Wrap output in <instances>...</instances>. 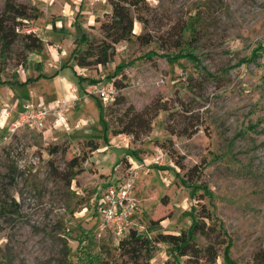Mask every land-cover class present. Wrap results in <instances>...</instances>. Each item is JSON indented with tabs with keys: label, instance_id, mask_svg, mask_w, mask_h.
Wrapping results in <instances>:
<instances>
[{
	"label": "rangeland",
	"instance_id": "1",
	"mask_svg": "<svg viewBox=\"0 0 264 264\" xmlns=\"http://www.w3.org/2000/svg\"><path fill=\"white\" fill-rule=\"evenodd\" d=\"M6 1L0 28L15 41L5 52L0 47V117L9 112L0 124V264H121L119 238L99 230L95 202L101 185L129 171L136 173L138 209L130 218L138 233L187 231L204 205L206 225L220 222L226 232L213 264H264V0H144L145 25L133 23L143 37L115 43L106 64L87 67H78L71 51L75 43L86 48L83 34L93 47L100 42L111 0H10L26 19H13ZM187 23L183 38L195 28L191 44L180 38ZM31 28L44 47L27 54L21 36ZM54 46L60 61L50 53ZM177 54L184 57L170 59ZM35 60L45 74L22 85L7 81L15 73L22 79L28 68L32 74ZM61 63L78 93L65 124L16 126V100L66 98L56 72ZM113 82L115 95L138 110L154 100L170 109L158 112L139 141L113 134L111 120L101 118L111 103L93 89ZM91 139L98 147L90 152ZM194 241L206 244L200 235ZM145 264L190 262L159 243Z\"/></svg>",
	"mask_w": 264,
	"mask_h": 264
},
{
	"label": "trees",
	"instance_id": "2",
	"mask_svg": "<svg viewBox=\"0 0 264 264\" xmlns=\"http://www.w3.org/2000/svg\"><path fill=\"white\" fill-rule=\"evenodd\" d=\"M140 2L145 4L144 0H111V10L107 12V19L100 24V30L102 32V38L100 42L92 46L90 40L82 35L83 42L86 44V48H82L81 45L75 43L71 54L74 57L75 63L78 67H87L90 65H102L106 64L113 56L114 44L121 41L131 40L135 35L133 32L134 19L139 20L145 25V21L142 18L140 12ZM6 10L15 12L13 19L15 17H20L26 19L28 14L25 11H21L20 8L14 6L12 1L7 0L5 3ZM146 10V6H145ZM189 23L181 25L180 38L188 44L195 41V28H190L188 38H183V31ZM14 28V26H13ZM35 31L27 30L21 36L23 41V49L27 54L32 52H40L44 47V41L34 34ZM138 39H141L143 35H137ZM15 37L8 33L5 26L0 28V47L2 51H7L11 49ZM148 40H145L147 43ZM182 54H177L175 56H170V59L177 60L180 57H184ZM191 58H194L192 55ZM27 56L21 54V59L18 65H24L26 63ZM15 75L8 79L7 81L17 82ZM29 80L18 81V84H24ZM0 82L2 80L0 79ZM115 82H113V85ZM119 87V86H118ZM160 110H170L166 104L159 103L158 101H153L146 105L142 109H136L133 104L127 103L125 97L122 94L115 95L114 100L105 109L101 111V118L105 119L106 123L110 119L112 122L111 132L113 134H127L132 137V141H139L142 136L146 135L151 131V123L153 118L158 114ZM174 112H169V118ZM107 118V119H106ZM171 119V118H170ZM167 130L171 134H175L177 131L175 127L171 126L169 123L166 126ZM177 133H186L183 130ZM89 151H94L98 147V143L94 140H89L86 142ZM171 155V151H170ZM176 164L181 167L180 162L175 160ZM76 162L73 166H77ZM132 218L129 217V225L127 232L118 237V248L123 251L125 255V260L121 264H145L153 257V253L159 243L169 244L175 252L182 256H187L188 262L190 264H213L218 256L219 247L224 243V237L226 232L219 222L215 228L211 229L203 221L204 219L210 220V213L207 208L202 205L195 215L190 228L182 230L177 234L174 233H158L154 237H149L144 234L138 233L137 229L131 224ZM152 224L157 223L156 221H151ZM212 231V232H211ZM195 235H200L206 239V244L203 246L198 245L194 239ZM64 264H72L71 261H66Z\"/></svg>",
	"mask_w": 264,
	"mask_h": 264
},
{
	"label": "built area",
	"instance_id": "3",
	"mask_svg": "<svg viewBox=\"0 0 264 264\" xmlns=\"http://www.w3.org/2000/svg\"><path fill=\"white\" fill-rule=\"evenodd\" d=\"M52 2L55 0H44ZM69 2H88L91 6L108 0H67ZM28 30L36 31V28ZM93 93L104 104L112 103L115 98V86L113 83L99 84L93 89ZM73 98H56L49 103H24L18 113L16 126L22 128L43 129L50 122L53 127L65 124V110L70 106ZM135 171H129L123 175H116L105 185L100 186V192L96 197L95 211L99 216V230H109L115 237L124 235L128 230L129 217L137 211L138 200L135 196Z\"/></svg>",
	"mask_w": 264,
	"mask_h": 264
},
{
	"label": "crops",
	"instance_id": "4",
	"mask_svg": "<svg viewBox=\"0 0 264 264\" xmlns=\"http://www.w3.org/2000/svg\"><path fill=\"white\" fill-rule=\"evenodd\" d=\"M62 6V8L63 7H65V9H68V7L66 6V5H64V3H63V5H61ZM79 12V11H78ZM76 16H78V14L76 15ZM75 16V17H76ZM50 53L52 54V56L55 58V59H59V61H60V57L62 56V53L60 52V48L58 49L56 46H54V47H50ZM35 61H37L38 63H36V66L33 68V73L32 74H30V72H31V69L30 68H28V70H27V72H26V74H24L23 75V77H22V79H21V76L20 75H18V74H16V76H15V79L17 80V82L18 81H25V80H33V79H36V78H38V77H40V76H37V74H45L44 73V71L46 70L45 69V67L43 66V64L39 61V60H35ZM60 63V62H59ZM62 63H61V65L59 64V68L56 70V72H57V75L59 76V80H58V82H59V86H60V90H61V93L68 99V98H73V97H76V95L78 94V93H76L75 92V88L72 90V87H73V85H75V84H73V82H71V81H68V80H66V78L63 76V70H64V68L62 67ZM73 69H76V68H73ZM30 74V75H29ZM48 76V75H47ZM19 85H22V84H19ZM99 85V84H98ZM9 91H10V89H8ZM17 92H18V90H16ZM18 100H16V105H17V107H18V109H17V112H16V114H15V117H16V119H17V117H18V113L22 110V108H23V105H24V103L22 104L20 101H18ZM53 101V100H52ZM51 101V102H52ZM15 105V106H16ZM9 115V112H3V114H2V116L0 117V124H2V123H4V122H6V120L8 119L7 117H9L8 116ZM17 120H15V122H16Z\"/></svg>",
	"mask_w": 264,
	"mask_h": 264
}]
</instances>
